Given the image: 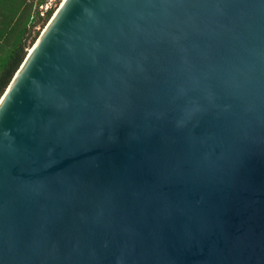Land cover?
I'll return each mask as SVG.
<instances>
[{
    "label": "water",
    "instance_id": "1",
    "mask_svg": "<svg viewBox=\"0 0 264 264\" xmlns=\"http://www.w3.org/2000/svg\"><path fill=\"white\" fill-rule=\"evenodd\" d=\"M0 264H264V0H63L0 99Z\"/></svg>",
    "mask_w": 264,
    "mask_h": 264
},
{
    "label": "trees",
    "instance_id": "2",
    "mask_svg": "<svg viewBox=\"0 0 264 264\" xmlns=\"http://www.w3.org/2000/svg\"><path fill=\"white\" fill-rule=\"evenodd\" d=\"M45 0H0V99L35 43L40 23L53 15H41Z\"/></svg>",
    "mask_w": 264,
    "mask_h": 264
},
{
    "label": "built area",
    "instance_id": "3",
    "mask_svg": "<svg viewBox=\"0 0 264 264\" xmlns=\"http://www.w3.org/2000/svg\"><path fill=\"white\" fill-rule=\"evenodd\" d=\"M62 0H45L40 6H39V11L41 15L45 16L47 15L50 11L54 12L57 10L59 6V2Z\"/></svg>",
    "mask_w": 264,
    "mask_h": 264
},
{
    "label": "rangeland",
    "instance_id": "4",
    "mask_svg": "<svg viewBox=\"0 0 264 264\" xmlns=\"http://www.w3.org/2000/svg\"><path fill=\"white\" fill-rule=\"evenodd\" d=\"M63 1V0H62ZM62 1L61 2H59L58 4H59V6H60V4L62 3ZM58 6V7H59ZM47 25V24H46ZM45 25V26H46ZM45 26H42V23H40V25L38 26V28H36L37 30L36 31H39V33L41 34L42 33V31H43V29L45 28ZM40 34L38 35V37L40 36ZM38 39V38H37ZM36 39V40H37ZM36 42V41H35Z\"/></svg>",
    "mask_w": 264,
    "mask_h": 264
}]
</instances>
